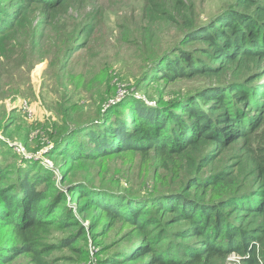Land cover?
I'll use <instances>...</instances> for the list:
<instances>
[{"label":"trees","instance_id":"16d2710c","mask_svg":"<svg viewBox=\"0 0 264 264\" xmlns=\"http://www.w3.org/2000/svg\"><path fill=\"white\" fill-rule=\"evenodd\" d=\"M77 3L83 1L0 0V50L19 49L22 57L31 53L42 59L54 51L63 33L70 46L51 63L66 62L71 45L79 42V31L90 35L95 29L66 20ZM184 25L177 47L156 58V52L150 54L142 74L148 88L164 82L175 90L160 93L157 100L149 98L155 103L132 95L97 108L55 137L54 145L65 150L55 157L71 165L80 157L116 154H138L152 161L151 183L139 187L148 194L122 190L116 203L108 205L93 197L94 190L83 182L87 187L76 194L78 200L86 195V201L76 210L65 206L60 219L73 221L75 211L95 220L131 215L130 229L137 235L128 232L134 252L125 257L132 264H227L231 254L239 256L238 264H264V0H234L199 23L186 16ZM47 30L56 33L53 42L45 39ZM22 32L28 38L14 42ZM74 113L66 108L64 115ZM87 129L84 144L66 142ZM231 150L230 164L219 167V159ZM34 178L37 183L23 179L18 188L26 200L27 222L10 220L7 225L16 231L25 227L18 231L24 249L38 264H49L31 234L43 212L52 208L42 203L52 195L61 201L56 205L63 204V192L58 188L49 194L54 185L38 190L45 178ZM3 184L0 180V207L14 214L13 207L19 205L11 194L15 186ZM15 252L0 253V260L10 261Z\"/></svg>","mask_w":264,"mask_h":264},{"label":"rangeland","instance_id":"374dc122","mask_svg":"<svg viewBox=\"0 0 264 264\" xmlns=\"http://www.w3.org/2000/svg\"><path fill=\"white\" fill-rule=\"evenodd\" d=\"M81 1L74 4L66 20H79L95 29L90 35L85 29L79 31V42L71 45L66 62L51 63L70 46L68 36L63 33L58 34L62 41H57L54 51L42 59L31 53L22 57L19 49L0 50V171L4 174L0 180L5 183L3 188L15 186L11 194L19 204L13 207L14 214L0 207L3 225L0 246L5 249L0 253L17 250L10 261L0 260V264H38L28 249H24L22 234L18 232L25 227L16 231L7 224H12L10 220L27 222L26 200L18 188L23 179L37 183L34 177L41 176L45 179L38 184V190L54 185L49 194H56L59 188L65 204L58 206L61 201L55 202L49 196L42 206L52 208L48 214L43 212L42 222L31 234L49 264H132L125 257L134 252V240L127 237L128 232L133 234L131 215L121 219L103 215L95 220L75 211L76 217L69 223L60 218L67 208L76 210L79 203L86 201V195L78 200L76 194L79 188L87 187L83 182H88L94 190L93 197L108 205L116 203L122 190L147 195L139 187L151 183L152 161L138 154H116L80 157L71 165L55 157V153L65 151L61 145H54L55 137L67 125L94 115L97 108H107L132 95L146 101L157 100L160 93L166 96L175 90V85L163 86L164 82L148 88L142 74L151 62L150 54L156 52V58L165 50L177 47L185 33L186 16L199 23L218 14L234 0ZM35 30L37 34L40 32ZM55 36L53 31L45 33V39L51 42ZM24 38L28 37L22 32L13 40L23 43ZM64 63L67 67L60 69ZM66 108H73L75 113L64 115ZM87 131L66 142L84 144L81 140ZM233 152H226L218 166L230 164ZM211 170L208 168V172ZM145 204L140 203L139 207ZM80 231L85 232L82 237H78ZM239 261L238 255L231 254L227 264Z\"/></svg>","mask_w":264,"mask_h":264},{"label":"water","instance_id":"95a60500","mask_svg":"<svg viewBox=\"0 0 264 264\" xmlns=\"http://www.w3.org/2000/svg\"><path fill=\"white\" fill-rule=\"evenodd\" d=\"M148 102L152 103L149 99H147Z\"/></svg>","mask_w":264,"mask_h":264}]
</instances>
